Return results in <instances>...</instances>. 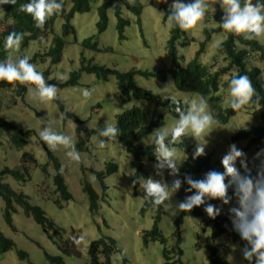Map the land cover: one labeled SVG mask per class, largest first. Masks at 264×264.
<instances>
[{
	"label": "rangeland",
	"instance_id": "rangeland-1",
	"mask_svg": "<svg viewBox=\"0 0 264 264\" xmlns=\"http://www.w3.org/2000/svg\"><path fill=\"white\" fill-rule=\"evenodd\" d=\"M108 1L92 0L89 12L75 15L71 21V25L75 28L74 35L63 36V21L58 18L49 29H45L46 35L30 41L26 47L21 46L19 54L30 55V62L37 66V70L49 73L48 81L56 84L65 83L71 73L79 71L82 64H96L117 74L145 71L153 73L160 70L168 72L175 69L168 54V41L174 29H169L167 18L161 17L158 13L165 12L160 8L161 3H157V0H138L142 6V12L140 16H137L126 8L127 0H115V8L113 5L107 10V28L103 33L98 34L96 28L98 9ZM171 2L172 0H167L168 8ZM116 8H119L121 17L128 22V26L123 30V38L119 37L116 27ZM215 9L213 12L209 8L208 17H205L201 25L188 32L181 30L178 32L175 45L180 65L185 66L193 61L198 45L205 40L204 32L217 28L214 17L218 5ZM12 23L11 16L0 11V34L7 24ZM181 32L184 34L182 35ZM56 36L63 39L65 48L61 61L52 65L48 53L52 47V39ZM185 38L193 41L181 47L180 43L182 44ZM225 38L224 33H213L206 46L205 54L200 57V63L208 67L209 73L219 71L228 64L227 60H224L225 56L219 52V46ZM86 40L90 44L87 47L83 46ZM257 42L264 46V38H260ZM0 52L2 53L0 61H2L6 58L4 38L0 44ZM250 57L251 66L262 68L260 62H253L252 56ZM60 75L67 79H58ZM233 75H236V71L232 69L219 78L218 93L225 107H227L228 99L226 90ZM117 80L116 74L108 75L106 80H102L95 73L84 72L80 74L76 86L58 88V98L47 103L32 100L27 89L23 97L19 96L15 85L10 88H0V126L6 124L18 132L30 133L25 139L26 146L17 149L9 141V131L0 132V171L5 168L21 170L24 166L29 172L25 183L16 182L10 176L2 177L1 183L8 184L16 192H23L28 197L29 203L40 207L55 227L54 231L45 232L32 217H26L22 209L13 204L16 209V212L12 214L14 229L9 228L4 221L5 206L0 198V231L14 244L10 251L0 253V264H52L47 257L57 256L63 259L64 264H91V256L88 252L90 245L100 240L101 247L106 244L110 246L109 240L115 242L117 251L110 256L108 264H114L113 257L124 250L126 255L123 261L116 264H211L207 243L212 246L224 245L227 264H248L242 258L240 251L242 247L239 243L224 236L212 238L218 227L209 217H195L189 213L182 217L184 212H179L175 208V204L181 201L177 194L182 187L172 197V208L145 207L147 201L142 198L143 190L140 187L143 176L135 180V169L130 155L117 141H109L104 148L98 147V139H103L98 137V129L103 127L105 122L115 124L116 116L134 106L143 108L150 120L162 115L163 125L170 124L173 119L165 109L155 108L144 101H137L131 93L130 99L127 100L118 91ZM132 82L155 94L182 102L185 98L189 100L197 98V94L177 91L169 80L162 83L153 77L135 76ZM85 88L95 90L90 100H84L81 95V90ZM60 105L67 115H72L81 122L83 130L78 132V125L72 118L67 116V119H61L63 112L59 108ZM253 126H262L259 113H254L246 107L226 125H219V130L212 132L206 138L208 144L205 151L212 160L214 170L223 171L220 160L227 152L229 145L235 143L232 141L233 135L241 129ZM43 127H51L58 132L72 135L76 147L83 140L84 146L77 149L81 153L82 162L69 161L66 150L62 147L55 151L48 149L38 137V131ZM86 129L94 130L96 133L88 137ZM152 139L153 136L149 134L140 140L139 144L152 145ZM183 140L196 144L192 137H185ZM235 144L247 154L249 166L253 167L255 162L252 158L257 151L247 149L246 141ZM261 148H264V141ZM23 154L31 156L37 163L33 165L28 157L22 159ZM49 156H53L52 159ZM188 159L189 154L178 149V165ZM56 162L60 168L64 166V172L61 175L67 192L71 194V200L68 202L60 198L52 183L56 174ZM142 163L146 172L144 178L152 176L155 179H161L155 174L153 168L155 163L144 159ZM111 164L117 171L107 176L108 166ZM98 173L103 175L101 176L103 185ZM253 174H255L254 167ZM175 178L169 176L166 170L162 177L169 185ZM86 183L99 197V208L96 214H91L88 209V197L83 192V186ZM103 186L106 188V196L103 193ZM228 194L233 196L231 188ZM215 201H207V203L214 204ZM234 206H236V200L233 196L228 205L221 207L222 228L232 229L231 222L227 220V214L228 209ZM142 208L146 210L144 213H141ZM155 224L159 234L152 235L150 232ZM81 234L85 235L86 241L79 246H73L76 253L70 255L62 252L71 247L72 236ZM20 253L26 256L25 260H21ZM97 256L99 264L105 262V256L102 253Z\"/></svg>",
	"mask_w": 264,
	"mask_h": 264
},
{
	"label": "clouds",
	"instance_id": "clouds-1",
	"mask_svg": "<svg viewBox=\"0 0 264 264\" xmlns=\"http://www.w3.org/2000/svg\"><path fill=\"white\" fill-rule=\"evenodd\" d=\"M162 2L167 3V0H157V3ZM16 3L17 0H0V6ZM127 4L135 6L136 0H127ZM216 5H219L223 13L220 21L217 22V27L222 29L226 36L242 37L246 41L264 38V2L262 0H189V2L172 0L167 14L162 11L158 13L161 17L166 16L169 29L178 28L188 32L204 22L209 8L215 12ZM63 10L64 0H28L17 9L29 15L37 28H43L49 18L62 14ZM0 11H4L2 7ZM41 35H46L45 30ZM23 37L24 33L16 31L4 37L6 58L0 61V82L25 86L29 97L40 103L56 100L59 89L55 84L49 83V73L45 79L43 73L37 70V66L30 62V55L19 54ZM199 46L200 44L198 48ZM58 79L64 80L67 77L60 75ZM94 91V89L85 88L81 90V95L84 100H90ZM226 95L227 107L235 112L250 107L259 100V94L247 74L233 75L228 82ZM164 100L168 98L165 97ZM184 105L185 107H181L180 102L176 101L174 108L176 118H173L170 124L158 127L151 133L153 156L156 161L153 168L156 176L161 179H155L152 176L142 177L143 182L140 185L143 190L142 198L153 207L172 208L173 195L181 189L182 184H186L185 192L192 194L186 195L182 201L176 203L175 208L179 212H191L195 207L203 205L206 215L215 219L221 214L222 209L207 201L219 200L223 205H228L234 196L236 206L229 208L228 213L232 230L244 242L243 248L240 249L242 258L248 261V264H264V148L258 150L252 158L255 162L253 164L255 174H253V167L249 166L247 154L232 143L220 160L222 172L209 170L201 179H194L190 174H185L183 180L180 179V164L177 163L178 149L175 145L186 142L193 146V160L207 156L205 149L208 140L206 138L212 132L219 130L218 126L221 125L210 110L208 100L204 96L197 94L195 99L185 98ZM67 118V113H61V119ZM97 135L103 138L98 139V147L104 148L109 141L117 140L121 135V129L116 124L105 122L104 126L98 129ZM38 137L50 150L55 151L61 147L65 149L69 161L82 162L81 153L77 150L72 135L58 132L51 127H43L38 131ZM185 137H192L196 144L183 140ZM165 170H168L169 176L176 177L170 185L162 179ZM59 171L64 172L63 165ZM230 188L233 196L228 194ZM71 239L77 246L86 241L84 234L72 236ZM125 255L126 250L116 254L113 257L114 264L122 262Z\"/></svg>",
	"mask_w": 264,
	"mask_h": 264
},
{
	"label": "trees",
	"instance_id": "trees-1",
	"mask_svg": "<svg viewBox=\"0 0 264 264\" xmlns=\"http://www.w3.org/2000/svg\"><path fill=\"white\" fill-rule=\"evenodd\" d=\"M92 0H64V10L62 14L54 15L48 19L43 28H37L32 20V18L22 12L17 11L21 4L27 3L28 0H17L15 5H2L4 12L8 13L11 16L13 23L11 25H6L4 27V31L0 34V39L6 37L10 32L16 31L17 33H24L23 41L21 43L22 47H26L28 42L31 40H35L38 38L47 27H51L54 20L60 18L63 21V36H67L68 34H75V28L71 25V21L73 17L77 14H83L90 11V2ZM264 2V0H262ZM116 4L115 0H109L105 5H102L98 9V21L96 23V28L98 34L103 33L107 28L108 17L107 10L110 9L113 5ZM161 9L165 10L166 14L168 12L167 3H161ZM126 8L129 11H132L136 15H140L142 12V6L136 0L135 6H130L126 4ZM209 13V10H208ZM208 13L207 16L208 17ZM115 14L117 17V31L119 32V37L122 38L123 30L128 26V22L121 17V13L119 8H116ZM223 13L221 12L219 5L218 10L215 14L216 23L220 21ZM166 17V16H165ZM9 19V17L7 16ZM43 29V30H42ZM178 32L180 30L175 29L172 32V38L168 41V54L172 59L173 65L176 67L171 71H156L153 73L149 72H130L126 74H117L110 70H107L103 67H100L96 64H87L81 65L78 72H73L70 74L69 79L62 84H56L55 82H49L55 84L57 88L63 89L66 87H74L78 84V80L80 78L81 73H95L102 80H106L108 75L116 74L117 82L116 87L118 91L127 98L130 99V93L132 97L137 101H144L154 106L155 108H162L167 111L169 115L173 118H176L177 114L174 111L176 106V101L180 102L181 107H185L184 102L180 100H176L170 97H167L168 100H164V96H160L151 92L150 90L141 88L138 84H134L133 78L135 76H143L145 78L153 77L157 81L166 83L168 80L171 81L174 89L181 93H189V94H199L204 96L208 100V104L210 110L216 116V118L220 121L221 125H226L231 118L236 116L239 112H235L228 107L223 105V101L221 100V96L218 93L219 90V78L222 75L227 74L230 70H235L236 74H247L253 86L256 88L257 93L259 94V100L254 103L252 106L248 107L249 110L254 113H259V118L262 122V126L258 127H250L247 129H241L236 134L233 135L232 141L235 143L238 142H247V149L260 150L262 147V143L264 141V46L260 45L257 40L256 41H246L242 37L228 35L225 40L219 46L220 54L225 56L224 60H227L228 63L225 67L216 71L214 73H209L207 70V66L200 63V57L205 54L206 46L210 41L211 35L213 33H223V30L217 27L215 30H208L204 32L205 40L200 44L197 54L195 53V58L193 61L188 63L185 66H182L178 63V56L176 52L175 40L178 37ZM182 35L184 32H181ZM193 40H188L185 38V41L180 46L185 47ZM1 44V40H0ZM90 45L88 40L83 42V46L87 47ZM65 48V42L61 37H54L52 42V47L48 53L51 58V64H58L63 55V50ZM0 52V56H1ZM255 54V55H254ZM254 61L260 62L262 64V68L251 66L250 60L251 57ZM1 58V57H0ZM47 72H44L43 75L46 79ZM13 85L0 82V88H10ZM17 88V94L21 97L24 96L26 92V87L15 84ZM256 98H254L255 100ZM170 105V107L168 106ZM60 110L63 113L66 111L63 107L59 106ZM72 118L78 125V132L82 129L81 122L76 119V117L72 115H67ZM115 124L121 129V135L117 138L118 144L130 155L132 158V166L135 169V180L137 177L143 176L146 177L145 169L143 168L142 160H146L150 163H156L155 158L153 156V145L142 146L139 144L140 140L144 137L148 136L152 133V131L159 126L164 124V120L162 115H158L156 119L150 120L147 113L143 108L134 106L130 109L123 111L121 114L116 116ZM7 130L9 131V141L15 146L17 149H22L26 146V138L29 137L30 133H22L14 130L11 126L3 124L0 126V132ZM94 130L86 129V136L89 137L90 134H95ZM88 138H86L87 140ZM84 146V141L81 140L79 145L76 147L80 149ZM181 151L188 153L189 159L184 161L179 166L180 176L179 178L183 180L185 174H190L194 179L203 178L204 174L209 170H214L211 164V158L209 156H203L192 159V154L194 151V147L188 145L186 142H182L178 145H175ZM29 155V154H28ZM28 157L31 163L34 165L37 162L33 160L31 156H26L23 154L22 159ZM53 156H49L52 159ZM29 161V162H30ZM33 161V162H32ZM56 174L52 179L53 186L55 187L56 193L59 194L60 198L63 201L68 202L71 200V194L67 192L66 186L64 185V181L62 175L60 173V165L55 163ZM116 167L111 164L108 166L107 176H110L114 172H116ZM168 172V170H166ZM28 168L22 166L21 170H9L5 168L0 171V198L4 202V211L3 217L6 225L14 229L12 225V214L16 212V209L13 204H16L18 207L22 209L23 214L26 217H32L33 221L39 225L45 232L54 231L55 227L51 220L46 218L45 213L38 206H33L29 203L28 197L23 194L21 191H14L10 188V186L6 183H1V178L4 176H10L16 182L25 183L27 182L28 177ZM99 180L102 182L103 176L101 173L97 174ZM186 184H182V189L178 192V198L182 201L186 195H191L192 193H186L185 188ZM83 192L86 193L88 197V209L91 214H96L98 212V201L99 197L97 193L91 188V186L86 183L83 186ZM104 196L107 195L106 188L103 186ZM55 204H57L55 202ZM213 204V203H212ZM214 205L221 208L223 204L216 200ZM152 205L149 202H146L145 207H151ZM204 206L195 207L191 212H184L182 217L186 214H191L195 217H203L207 216L203 211ZM146 210L144 208L141 209V213H144ZM208 217V216H207ZM221 214L217 216L215 219H211L215 222L217 230L212 235L214 239L216 236H224L226 238L232 239L234 242H237L243 248L244 242L240 240V237L237 233H235L231 228H222L220 225ZM227 220L229 219V213L227 214ZM152 235H157L159 232L157 231V225L155 224L150 232ZM110 241V246L108 244L101 247L102 241L93 242L89 248V254L91 256V264H99L98 263V254L102 253L105 256V262L101 264H108L110 256L117 251L115 242L113 240ZM71 247L67 250H62V252L67 254L76 253L74 250L73 242L70 244ZM13 242L6 238L3 233L0 231V253H5L10 251L13 248ZM224 245L212 246L210 243L206 244V247L209 251V260L211 264H227L226 261V251L223 250ZM101 248V250H100ZM225 248V247H224ZM166 254V253H165ZM21 260H25L26 256L23 253L19 254ZM48 260L52 264H64L63 259L61 257H47ZM248 263V261H246Z\"/></svg>",
	"mask_w": 264,
	"mask_h": 264
},
{
	"label": "bare ground",
	"instance_id": "bare-ground-1",
	"mask_svg": "<svg viewBox=\"0 0 264 264\" xmlns=\"http://www.w3.org/2000/svg\"><path fill=\"white\" fill-rule=\"evenodd\" d=\"M172 38V37H171ZM197 54V53H196Z\"/></svg>",
	"mask_w": 264,
	"mask_h": 264
}]
</instances>
